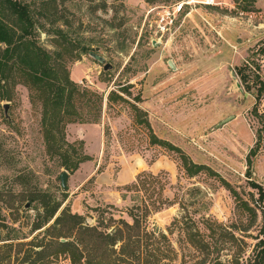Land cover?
Segmentation results:
<instances>
[{
	"label": "rangeland",
	"instance_id": "374dc122",
	"mask_svg": "<svg viewBox=\"0 0 264 264\" xmlns=\"http://www.w3.org/2000/svg\"><path fill=\"white\" fill-rule=\"evenodd\" d=\"M206 1L50 6L58 15L41 21L39 44L64 56L81 90L103 99L98 123L66 127L67 140L83 141L92 160L69 173L63 208L90 225L108 210L115 225L132 223L130 210L140 205L142 213L152 210L150 230L168 236L162 246L167 254L172 246L176 264H249L264 244V0ZM59 28L67 41L56 35ZM82 48L88 52L73 59ZM8 88L11 101L0 95V264H27L26 255H36L26 244L38 232L31 231L36 211L24 189L38 184L61 198L65 169L46 154L41 106L24 85ZM182 156L208 170L192 177ZM20 174L32 181L15 184ZM193 233L202 249L188 242ZM10 235L15 240L5 241ZM54 261L71 264L67 254Z\"/></svg>",
	"mask_w": 264,
	"mask_h": 264
},
{
	"label": "trees",
	"instance_id": "16d2710c",
	"mask_svg": "<svg viewBox=\"0 0 264 264\" xmlns=\"http://www.w3.org/2000/svg\"><path fill=\"white\" fill-rule=\"evenodd\" d=\"M55 2L53 0L39 5L25 0H0V95L2 101L9 102L13 97L8 87L22 84L29 89L32 104L42 108L41 131L46 154L57 159L62 169L74 174L92 158L85 153L83 141L70 143L67 140L66 127L71 123H98L102 116L103 99L97 93L81 90L71 80L70 72L63 64L64 56L59 53L56 56L38 42L37 33L41 21L56 19L58 15V12L50 9V6L56 7ZM56 33L59 38L67 41L64 30L59 28ZM87 52V48H82L81 53L74 54L73 59H79L81 54ZM262 54L264 56V49ZM258 92L259 99L263 90ZM173 150L180 152L177 148ZM252 154L249 155L250 164ZM181 160L192 177L208 170L204 165L193 164L185 156ZM27 175L33 174L29 172ZM26 177L29 176H16L15 184L32 181ZM24 191L27 201L35 205L32 208L36 211L32 234L38 232L26 244L30 247L29 251H34L36 258L31 260L30 252L24 258V263L56 264L54 260L67 254L71 264H176L177 256L172 246L169 245L171 253L168 254L162 246L169 241L168 236L163 231L150 230L147 218L152 210L148 208L142 213L141 206L134 205L129 213L132 223L120 220L115 225L111 224L116 223L113 214L108 210H100L102 220L98 221V225H90L85 216L72 213L67 206L63 208L68 193H61L60 198L54 192L40 188L38 184L33 188L26 187ZM162 209L156 208L154 213ZM106 214L111 216L107 224ZM0 219L3 220L1 215ZM186 229L192 230L191 226ZM187 239L192 247L203 248L196 234H191ZM14 240L10 235L5 241ZM257 247L259 250H255L254 259L249 264H264V244L260 242ZM199 253L205 255V252ZM206 255H211V252H206Z\"/></svg>",
	"mask_w": 264,
	"mask_h": 264
},
{
	"label": "water",
	"instance_id": "95a60500",
	"mask_svg": "<svg viewBox=\"0 0 264 264\" xmlns=\"http://www.w3.org/2000/svg\"><path fill=\"white\" fill-rule=\"evenodd\" d=\"M97 59L99 60L100 63H103V62L105 61L104 58H102V57H98ZM169 65L171 66V68L175 69L174 66H173L172 61H169ZM110 68H111V67H110V65H108V64L104 66V70H105V71L109 70ZM8 108H9V104H6V105L4 106V109H5V111H6V116H7V110H8ZM228 120H229V119H227V120L221 122V124H224L225 122H228ZM69 176H70V174H69V172L66 171V170L63 171V172L60 174V176H59V179H60V181H61V188H62L63 192H67V191H68L67 182H68ZM27 208H29V205H27ZM62 241H65V240H62Z\"/></svg>",
	"mask_w": 264,
	"mask_h": 264
},
{
	"label": "built area",
	"instance_id": "2783aa9c",
	"mask_svg": "<svg viewBox=\"0 0 264 264\" xmlns=\"http://www.w3.org/2000/svg\"><path fill=\"white\" fill-rule=\"evenodd\" d=\"M213 2H214L213 0H207V1H206V4H207V5H211ZM182 5H183V4H182ZM182 5H181V6H182ZM180 8H181V7H180Z\"/></svg>",
	"mask_w": 264,
	"mask_h": 264
}]
</instances>
